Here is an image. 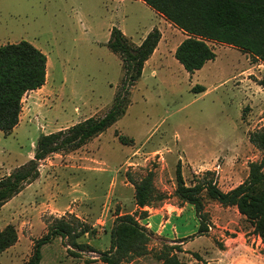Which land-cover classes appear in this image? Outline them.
Returning <instances> with one entry per match:
<instances>
[{
    "label": "rangeland",
    "instance_id": "1",
    "mask_svg": "<svg viewBox=\"0 0 264 264\" xmlns=\"http://www.w3.org/2000/svg\"><path fill=\"white\" fill-rule=\"evenodd\" d=\"M113 28L135 45L159 29L154 57L114 125L81 149L41 163L40 176L52 179L54 191L49 197L44 181L43 191L36 187L27 197L37 217L30 221L22 196L0 211V230L11 224L18 233L17 243L0 253V264H27L49 226L73 217L90 227L77 240L83 251L57 236L42 247L40 264H105L101 253L113 251L112 230L123 215H135L147 240L121 264H162L158 255L165 246L183 250L181 264H264V245L236 208L204 199L210 228L200 236L194 207L175 195L178 167L187 186L209 176L228 192L247 179L250 163L262 159L249 138L264 129L258 84L264 65L209 42L215 60L188 73L174 56L187 36L140 0H0V46L24 40L48 58L46 84L23 98L20 127L8 136L0 132V179L31 159L41 135L110 110L123 77L120 57L107 46ZM197 86L205 91H193ZM120 136L132 141L123 144ZM149 172L165 199L145 207L142 218L130 180ZM55 203L59 210L50 213Z\"/></svg>",
    "mask_w": 264,
    "mask_h": 264
},
{
    "label": "trees",
    "instance_id": "2",
    "mask_svg": "<svg viewBox=\"0 0 264 264\" xmlns=\"http://www.w3.org/2000/svg\"><path fill=\"white\" fill-rule=\"evenodd\" d=\"M162 15L187 37L175 51L176 60L190 74L201 70L214 61L216 53L209 42L224 44L248 54L264 65V0H140ZM161 40L159 29H153L140 45L132 43L118 28H113L107 44L111 52L122 61L123 77L114 96L110 110L99 118H89L67 129L41 135L35 146L34 156L11 174L0 179V208L19 195L27 185L40 177V165L55 154L70 153L87 145L114 125L126 112L129 94L141 78L145 63L156 51ZM47 56L27 41L7 43L0 46V132L10 135L19 125L23 98L41 89L47 80ZM264 89V77L258 80ZM193 91L202 93L203 86ZM123 144L131 142L119 137ZM250 142L263 153L260 161L249 165L247 179L236 188L224 192L215 180L204 176L187 186L180 167L176 171V197L194 207L199 222L198 233L209 232L210 224L205 212L204 199L222 207H234L253 226L264 245V129L250 135ZM134 186L135 204L142 218L147 216L145 207L165 199L156 191L153 173L149 172L139 181L130 180ZM90 227L78 218L55 220L48 233L37 240L27 264H40L42 247L57 236L68 239L72 248L83 251L77 240L87 234ZM113 251L101 253L105 264H121L138 243L147 240V234L135 215L119 216L112 230ZM18 233L14 225L0 230V253L14 246ZM94 251V250H91ZM177 246H165L158 259L162 264H181ZM140 254V252H137Z\"/></svg>",
    "mask_w": 264,
    "mask_h": 264
},
{
    "label": "crops",
    "instance_id": "3",
    "mask_svg": "<svg viewBox=\"0 0 264 264\" xmlns=\"http://www.w3.org/2000/svg\"><path fill=\"white\" fill-rule=\"evenodd\" d=\"M155 53V52H154ZM154 57V54L151 56V58L145 63V66L152 60V58ZM144 66V67H145ZM47 70H48V63H47ZM47 76H48V74H47ZM40 90V89H39ZM22 120H23V116H22V114H21V118H20V122H19V125L14 129V131L13 132H15L19 127H20V125H21V123H22ZM67 128H69V127H67ZM67 128H65V129H67ZM59 131V130H58ZM57 132V131H56ZM35 146H36V144H34V149H35ZM35 151V150H34ZM34 151L30 154V156H31V159L33 158L32 156H34ZM10 173H8V175H9ZM44 181H47V185L46 184H44L45 186H43V183H44ZM42 186L45 188L46 187V189H45V191L44 192H46L47 194H48V196L49 197H53V191H54V189H53V183H52V179H50V178H48V177H46V178H44V176L43 175H41L40 176V178L38 179V180H36L35 182H33V183H31V184H29V185H27L26 186V188L19 194V195H17V196H15L13 199H11L9 202H7L3 207H1L0 208V211L1 212H4V210L6 209V207H8L13 201H16L20 196H22L23 198H25V201H24V203H22V209H23V211L25 210V211H27V214H28V217H29V219H30V221H32V219L34 220L35 219V217H37L36 216V211L38 210V208H37V210H36V208L35 207H33V206H30V199H27V197H29L31 194H33V193H35L36 192V187H40L41 189H42V191H43V189L44 188H42ZM39 188V189H40ZM53 189V190H52ZM40 206V205H39ZM51 210H50V213H55L56 214V210H59V207L57 206V203H55V205H52L51 207ZM67 210L69 209V210H71V213H74V211H72V209H71V206H66L65 207ZM66 211V210H65ZM38 219H40V215L38 216Z\"/></svg>",
    "mask_w": 264,
    "mask_h": 264
}]
</instances>
